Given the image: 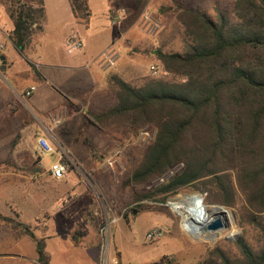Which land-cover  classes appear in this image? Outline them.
<instances>
[{"label":"trees","instance_id":"1","mask_svg":"<svg viewBox=\"0 0 264 264\" xmlns=\"http://www.w3.org/2000/svg\"><path fill=\"white\" fill-rule=\"evenodd\" d=\"M69 2L76 21L87 25L89 0ZM0 5L14 25L10 39L23 54L46 19L45 2ZM161 12L174 13L182 49H156L163 70L158 77L139 84L111 77L113 103L85 118L132 139L146 126L157 129L156 140L131 155L125 187L138 203L135 210L162 204L154 206L162 211L169 197L193 188L206 195V205L236 212L240 237L209 247L199 264H264V0H234L230 14L218 10L216 19L177 0ZM180 162V172L146 189ZM37 251L46 263L41 242Z\"/></svg>","mask_w":264,"mask_h":264},{"label":"rangeland","instance_id":"2","mask_svg":"<svg viewBox=\"0 0 264 264\" xmlns=\"http://www.w3.org/2000/svg\"><path fill=\"white\" fill-rule=\"evenodd\" d=\"M116 1L93 0L91 2L95 24L104 20L106 8L114 6L115 8L120 7L127 10L128 17L125 23L127 22V27H130L134 25L143 10L148 7L153 15L160 19L163 27L155 36H151L142 31L136 24V27L147 35L142 33V36L150 40L145 59L148 62L146 77H154L149 70L151 64H155L160 69L158 76L162 75L163 70L156 59V49L164 46L165 51H179L183 46L181 36L174 28V13L165 12L163 14L161 12V8L168 9L173 6V0ZM177 1L186 7L205 11L214 19L218 16V10L230 14L234 3V0ZM47 2L50 10L58 17V21L62 20L64 22L65 31L69 33L74 26L69 0H47ZM3 12H5L4 9ZM81 32L85 42L84 48L86 46L85 50L68 55L66 44L63 45V42L59 41V30H57L46 43L47 48L43 52V60L40 63L38 62L42 66L38 71L52 81L50 89L61 90L69 99L77 97L84 99L88 93L100 92L106 88V85L102 82L99 83L98 87L92 84V78L99 75L103 76V73L92 62L93 59L96 60L98 57L95 55L92 57V54L98 53V49L105 47L110 37L114 35L115 38L117 28L115 26L113 30L106 32L104 38H95L84 28H81ZM85 51L89 53L88 56L92 59H87L84 56ZM52 53L54 57L51 56ZM132 54L136 56L138 51L134 48ZM58 60L68 64V66L66 65L62 69L54 67L55 64L59 65ZM90 63L91 65L88 67ZM72 64H76L77 68H73ZM35 65L37 67V62ZM45 89L44 86L41 87L36 96L41 97L44 95ZM112 103L113 101L109 97V103L94 100L92 109L82 102L70 104L73 107L69 110L66 122L57 128L58 134H51L54 142L51 140L49 141L50 144L55 148L57 147L56 144L67 147L72 159L78 165L75 169H70L65 179H63L64 181L52 184V190L58 188L59 183L65 182L68 185L66 220L64 214H55L57 210H52L50 213L56 219L55 224L57 226H60L59 220H62V223L65 221L63 224L66 225L65 231L67 233V237L64 231H61L59 235L60 239L65 240L66 245L62 242L60 251L57 249L58 247H54L57 254L55 258L53 257V264H101L100 226L108 217L118 219L113 228L114 245L123 264H199L209 247L220 244L225 240L236 241L241 235L236 212L227 210L230 215H227V218H222L219 212H215L216 206L206 204L204 205L209 212L210 219L221 217L226 228L219 232L210 233L209 238H199V240L192 234L189 235L184 232L182 217L172 209L170 202L175 198L186 196H200L205 200L206 195L197 192L193 188L184 189L177 195L169 197L164 205L166 208L162 211L154 208V206H162V204H153L152 208L147 210H135L138 203L134 202L133 193L129 187H125V182L131 172V155L152 144L157 138V129L153 126H146L140 131L136 139H132L133 137L130 138L131 136L124 132L99 130L85 118L86 116L90 117V113L104 112L108 109L107 104L111 105ZM143 130L150 134V137L144 141L141 140ZM23 148L37 161L38 158H41L43 167L38 166L41 171L50 169L58 159L57 154H42L38 149V144L35 145L32 140H25ZM117 151H122V154L117 157L119 164L115 169L104 167L103 160L115 156ZM183 167L184 163H178L162 178L149 184L146 189L153 190L157 188L180 172ZM32 168L33 165L26 162L20 165L7 164L2 168L0 167V170L4 172V177L0 179V211L4 212V215H6L9 208L11 217L19 216L20 204L23 205L24 203L26 205L27 200L34 191L43 189L42 181L32 179ZM46 174L49 175L48 172ZM34 178H36V175ZM161 179H165V181L161 183ZM73 189H77L79 198L76 194H73ZM27 217L25 214L23 220L27 221ZM52 225L54 226V223ZM156 227L165 228L167 230L165 235L161 239L147 243L146 235ZM52 231L55 234V239L52 240L54 244L58 236L57 231L60 232V230L54 229ZM21 232L24 233V229H21ZM23 245L25 251L17 246V252L13 253L25 256L26 261L29 262L15 264H32V260L37 257L38 253L31 243L23 241Z\"/></svg>","mask_w":264,"mask_h":264},{"label":"crops","instance_id":"3","mask_svg":"<svg viewBox=\"0 0 264 264\" xmlns=\"http://www.w3.org/2000/svg\"><path fill=\"white\" fill-rule=\"evenodd\" d=\"M44 2L46 19L40 24L42 28L40 30L36 29L29 39L23 54L15 48L10 39L14 25L12 20L3 12L0 5V42L6 45V49L0 58V167L2 168L7 164L20 165L24 162L31 163L33 165L32 179L43 182L42 190L34 191L27 200L26 205L24 203L23 205L20 204L21 208H19L21 211L19 216L14 215L17 217H11V210L9 208L6 211V215L0 211V264L28 263L29 261H26L25 256L13 253L17 252V246L25 251L23 241L31 243L36 251L37 242H41L44 245L46 252V263L44 264H53V257L55 258L57 254V250L54 247H58L57 249L60 251L62 242L66 245L65 240L59 238L61 231H64L67 237L65 231L66 225L63 224L65 221L62 223V220H59L60 226H57L55 224L57 222L56 219L50 213L52 210H57L55 214H64L66 220L65 211L68 210V185L65 182L59 183L58 188L52 190V184H57L64 180L58 181L54 179L49 172L50 169L41 171L39 168L40 166L43 167L41 165V158H38L39 160L37 161V159L31 157L23 148L24 141H27V139L28 141L32 140L37 145L39 138H47L49 141L52 140L54 142L51 134H58L57 128L60 126L51 131L52 124L49 116L61 109L69 113V110L73 106L68 101L82 102L90 109H92V104L96 99L101 103H109L111 77L118 76L127 82L139 84L147 75L148 62L145 59L148 42L150 40L142 36L143 32L136 27V22L130 27H127L126 22L123 24L124 26L116 27L117 35L115 38L114 35L110 37L105 47L98 49V53L92 54V57L95 55L99 58L104 51L110 48L116 49L120 54V59L116 67L107 71L101 69L95 63L98 58L92 60L93 64L103 73V76L99 75L92 78V84L98 87L99 83L102 82L106 85L105 89H101L102 91L100 92H90L84 99L78 97L69 99L61 90L50 89V85L52 84L51 79L38 71L42 68L38 62L40 63L43 60V52L46 51V43L48 40L59 30V41L63 42L64 45L73 30L78 31L83 38L81 28L90 32L95 38H104L103 36L106 35V32L113 30L115 27L110 24L109 20V13L115 7L111 6L106 8L104 20L95 24L93 5L91 3L93 0H89L91 16L88 24L84 25L76 21L70 5V13L72 14L74 26L68 33L65 31L64 22L62 20L58 21V17L50 10L47 0H44ZM37 26L35 24L34 28ZM134 48L138 51L136 56L132 54V49ZM83 54L87 59L91 58L88 56L89 53L87 51ZM51 56H53V53ZM36 62L37 67L34 69L33 65L36 66ZM58 63L59 65L55 64L54 67L62 69L66 65L68 66V64H64L59 60ZM90 65L91 63L88 64V67ZM72 66L73 68H77L76 64H72ZM32 86H36L37 90L31 97L27 98L25 93ZM43 86L46 88L44 95L37 97L36 93ZM107 105L108 108L111 106L109 104ZM40 117L45 119H41ZM35 175L36 178H34ZM3 177L4 172L0 170V179ZM77 189H73L74 193H71L76 194L77 198H79ZM25 214L28 216L27 221L23 220ZM5 219H11L13 221L12 223L20 224L21 226L13 228L12 223L6 222ZM53 223L55 227L52 225ZM21 229H24V233L21 232ZM54 229H58L60 232L57 231L56 243L53 244L52 240L55 239V234L52 230ZM32 264H41L39 262V253L32 260Z\"/></svg>","mask_w":264,"mask_h":264},{"label":"built area","instance_id":"4","mask_svg":"<svg viewBox=\"0 0 264 264\" xmlns=\"http://www.w3.org/2000/svg\"><path fill=\"white\" fill-rule=\"evenodd\" d=\"M110 22L112 25L116 27H121L125 20L128 17V12L124 8H115L112 9L110 14ZM136 24L141 28L142 31H144L146 34L155 36L163 27V24L161 23L160 19L155 17L147 8L143 10V12L140 14V16L136 20ZM6 49V45L2 42H0V58L3 55L4 51ZM84 49V41L80 33L76 30H73L67 41H66V51L68 55H73L77 52H80ZM120 59L119 52L114 49L110 48L106 51H104L100 57L97 59L96 63L97 65L107 71L109 69H112L116 67L118 61ZM151 75L154 77L158 76L160 74V70L157 68V66L152 65L149 68ZM37 90L36 86H32L30 89H28L25 93V96L27 98L31 97L33 93ZM68 113L66 110L61 109L57 112H54L49 116V120L52 124L51 131L62 124H64L67 120ZM141 140H146L148 137H150V134L146 132V130H143L141 132ZM57 147L55 148L52 146L47 138H39L38 139V149L39 151L46 154L51 155H58V159L56 162L52 164L50 167V174L51 176L61 181L65 179L66 175L69 173L71 168H76L78 165L74 162L72 159L71 153L68 150L67 147H65L62 144H56ZM122 154V151H117L115 156L108 157L103 160L104 167H109L110 169H115V167L119 164L118 158ZM165 179H161V183H163ZM118 219H111L108 217L105 222L100 226V234H101V245H100V260L101 264H123L121 262V258L119 256L118 250L116 249L114 245V233L113 228L117 224ZM166 229L162 227H156L153 228L148 232L146 235V242L150 243L154 240L161 239L165 233Z\"/></svg>","mask_w":264,"mask_h":264},{"label":"bare ground","instance_id":"5","mask_svg":"<svg viewBox=\"0 0 264 264\" xmlns=\"http://www.w3.org/2000/svg\"><path fill=\"white\" fill-rule=\"evenodd\" d=\"M204 204V199L201 202L199 196L175 198L170 202L172 209L182 217L184 232L192 234L198 240L199 238H209L210 234L202 229L211 220ZM215 212H219L222 218L230 215L225 210L215 209Z\"/></svg>","mask_w":264,"mask_h":264},{"label":"water","instance_id":"6","mask_svg":"<svg viewBox=\"0 0 264 264\" xmlns=\"http://www.w3.org/2000/svg\"><path fill=\"white\" fill-rule=\"evenodd\" d=\"M191 197H194V196H191ZM200 201L203 202V198L202 197H200ZM216 209L225 210V212H227V210L224 207H216ZM225 228H226L225 224H224V222H223L221 217L209 220V222L206 223V225H204L202 227V229L205 232H208V233L219 232V231H221V230H223Z\"/></svg>","mask_w":264,"mask_h":264}]
</instances>
